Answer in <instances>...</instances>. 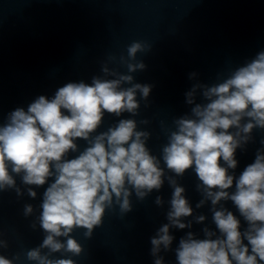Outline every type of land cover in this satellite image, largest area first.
I'll return each mask as SVG.
<instances>
[{
  "label": "clouds",
  "instance_id": "obj_1",
  "mask_svg": "<svg viewBox=\"0 0 264 264\" xmlns=\"http://www.w3.org/2000/svg\"><path fill=\"white\" fill-rule=\"evenodd\" d=\"M145 47L139 41L128 46V74L103 66L102 76L67 82L52 97L40 95L0 123V193L24 195L17 177L32 199L37 197L34 189L47 184L38 206L24 205L25 217L39 209L31 227L38 223L44 233L42 243L26 251V259L34 264H76L71 258H53L55 253H82V245L71 235L76 229L91 238L107 210L118 206L127 214L133 194L143 201L167 180L172 189L167 223L150 238L154 264H164L160 253L172 250L175 239L170 229H191L193 220L185 222L189 217L198 224L208 219L194 215L176 179L191 170L201 195L195 207L210 202L215 230L205 226L204 238L192 231L181 237L175 248L177 264H264V139L254 162L239 176L234 172L237 149L253 141L255 129L264 130V50L223 80L192 85L186 93L190 112L173 119L174 128L158 157L147 146L151 133L139 130L134 118H121L124 113L138 115L140 100L147 101L151 93L152 85L138 83L132 75L146 69L143 61L131 62ZM106 115L119 119L98 132ZM80 140L87 145L83 150ZM73 153L77 155L70 158ZM228 201L247 223L243 231L241 220L225 206ZM154 203L163 207L165 201L158 195ZM7 247L0 239V248ZM19 259L0 254V264Z\"/></svg>",
  "mask_w": 264,
  "mask_h": 264
},
{
  "label": "water",
  "instance_id": "obj_2",
  "mask_svg": "<svg viewBox=\"0 0 264 264\" xmlns=\"http://www.w3.org/2000/svg\"><path fill=\"white\" fill-rule=\"evenodd\" d=\"M133 41L146 47L131 62L143 61L146 69L132 75L136 82L152 85V90L147 101L140 100L138 115L124 113L121 118H134L139 130L151 133L147 146L159 157L174 128L173 119L190 112L186 93L192 85L223 80L264 50V0H0V123L36 97H52L67 82L102 76L103 66L128 74L127 48ZM191 73L196 76L190 78ZM196 100L202 102L199 94ZM117 119L106 115L98 132ZM144 120L148 123H141ZM252 135V142L237 149L236 176L254 162L262 147L264 130L255 129ZM78 144L81 150L87 146L83 140ZM16 179L24 195L18 197L12 190L0 193V239L8 243L0 254L10 259L19 255L16 264H34L25 253L42 243L44 233L38 223L31 227L39 209L30 217L23 209L25 204L41 203L47 184L35 188L37 197L32 199ZM176 179L185 188L194 215L208 219L198 224L189 217L185 222L193 220L191 229H170L175 239L172 250L160 253L164 264H177L175 248L188 231L204 238L205 226L215 230L210 202L195 207L201 199L195 173L189 170ZM171 194L167 180L143 201L133 194L132 211L121 214L118 206L107 210L91 238L81 228L71 234L82 245L79 256L63 252L53 258H71L76 264H154L150 238L167 223ZM158 195L165 201L163 207L154 203ZM225 206L241 220L243 231L247 223L230 201Z\"/></svg>",
  "mask_w": 264,
  "mask_h": 264
}]
</instances>
